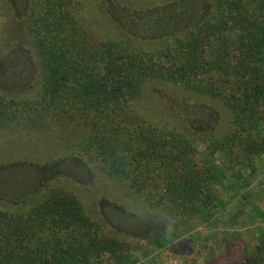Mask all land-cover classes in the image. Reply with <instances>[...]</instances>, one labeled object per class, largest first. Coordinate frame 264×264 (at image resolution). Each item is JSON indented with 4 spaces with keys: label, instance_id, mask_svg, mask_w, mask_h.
I'll use <instances>...</instances> for the list:
<instances>
[{
    "label": "trees",
    "instance_id": "trees-1",
    "mask_svg": "<svg viewBox=\"0 0 264 264\" xmlns=\"http://www.w3.org/2000/svg\"><path fill=\"white\" fill-rule=\"evenodd\" d=\"M208 3L138 8L101 0L129 36L160 44L145 49L96 35L78 13L81 0H0L4 28L12 33L19 21L29 45L11 40L0 67L18 78L25 70L7 66L14 57L32 70L30 83L40 79L33 95L0 93V137L57 135L65 157L80 159L152 208L168 206L173 220L159 239L169 244L183 221L176 219L207 215L222 204L215 185L227 172L214 164L216 153L247 167L264 158V0ZM29 80L16 92L34 88ZM155 82L222 103L229 129L212 126L214 113L203 102L174 105L182 128L146 117L138 101ZM48 164L0 171L2 197L12 196L5 185L34 191L25 206L0 207V264H134V245L107 234L106 218L89 213L77 193L52 187L62 171L58 162ZM17 171L23 172L15 182L10 174Z\"/></svg>",
    "mask_w": 264,
    "mask_h": 264
},
{
    "label": "rangeland",
    "instance_id": "rangeland-1",
    "mask_svg": "<svg viewBox=\"0 0 264 264\" xmlns=\"http://www.w3.org/2000/svg\"><path fill=\"white\" fill-rule=\"evenodd\" d=\"M81 1L83 5L79 6L78 13L96 35L99 34L102 38L122 39L145 49H153L160 45L154 40L129 36L102 10L101 0ZM116 1L139 8L161 5L172 0ZM206 1L212 2V0ZM5 19L3 12L0 13V58L8 54L11 48L8 43L11 40H14L15 46L22 43L20 39L24 43L26 41L24 34L16 26L19 21H15L11 33L4 28ZM25 44L29 47L27 43ZM1 60L0 62L3 63ZM10 61L13 63L11 67L13 71L17 70L19 73L25 70V72L20 73L16 78L8 75L10 71L6 66L5 68L1 66L0 93L6 96L33 95L40 79L38 80L37 77L36 81L30 83L33 79L32 70L23 63L17 64V60L10 56L7 57V66ZM26 78L30 79L29 83L35 87L17 93L16 90L19 89L16 88ZM179 102L189 104L203 102L210 106L208 108L214 113L212 126L219 124L220 132L227 131L231 125L229 110L225 105L192 94L173 83L149 84L139 99L138 106L146 113V117L153 121L182 128L181 115H176L173 111L174 105H178ZM261 130L262 128L258 129ZM52 137L50 132L42 135L25 132L18 137H0V171L11 166L15 170L25 168L32 171L34 167L47 163L53 168L58 162L63 178L52 181L51 186L74 191L82 199L89 213L98 218L105 217L107 234L127 239L134 245L132 252L134 264H250L251 262L264 264V158H256L254 165L247 167L241 163L245 160L235 159L223 152L216 153L213 157L214 164L227 172L224 182L215 185L222 204L219 203L220 205L207 212V215L203 213L199 216L176 219L177 223L183 221L177 224L174 240L169 244L160 245L162 242L160 236L173 220L169 207L152 208L142 198L128 195L120 183L107 178L97 170L91 171L74 156L65 157L66 153L57 143L60 142L58 136ZM204 147V144L200 145V155L204 153ZM20 172L23 171L10 174L15 182L19 180ZM2 184L1 179L0 185ZM4 187L12 193L9 198H4L0 187V207L4 208L25 206L28 196L34 194L32 187L26 184ZM120 210L137 216L146 229L130 226L119 214Z\"/></svg>",
    "mask_w": 264,
    "mask_h": 264
},
{
    "label": "flooded vegetation",
    "instance_id": "flooded-vegetation-1",
    "mask_svg": "<svg viewBox=\"0 0 264 264\" xmlns=\"http://www.w3.org/2000/svg\"><path fill=\"white\" fill-rule=\"evenodd\" d=\"M119 214L126 220V222L135 228H144L146 229V226L142 225V222L139 220V218L135 215L132 214H126L125 212H123L122 210L119 211ZM250 264H253V262H251Z\"/></svg>",
    "mask_w": 264,
    "mask_h": 264
}]
</instances>
